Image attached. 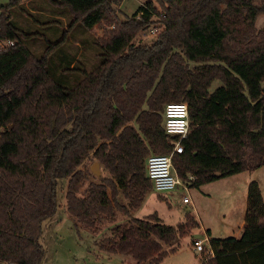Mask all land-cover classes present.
I'll list each match as a JSON object with an SVG mask.
<instances>
[{
  "label": "trees",
  "instance_id": "16d2710c",
  "mask_svg": "<svg viewBox=\"0 0 264 264\" xmlns=\"http://www.w3.org/2000/svg\"><path fill=\"white\" fill-rule=\"evenodd\" d=\"M113 1L48 0L68 12V28L102 29L94 42L100 62L70 88L47 69L62 39L36 56L26 44L35 32L12 20L14 9L43 16V8L0 5V42H13L0 48V264H41V226L56 212L60 179L68 217L98 252L136 264L174 253L199 226L192 214L176 226L155 213L132 216L153 189L147 158L172 151L163 126L168 102L188 105L190 133L172 156L182 182L200 187L264 167V26L255 27L264 0H151L124 20ZM155 23L150 44L134 42ZM90 161L108 176L94 181ZM207 243L213 256L204 253L200 264H264L258 183L247 186L240 237Z\"/></svg>",
  "mask_w": 264,
  "mask_h": 264
},
{
  "label": "rangeland",
  "instance_id": "374dc122",
  "mask_svg": "<svg viewBox=\"0 0 264 264\" xmlns=\"http://www.w3.org/2000/svg\"><path fill=\"white\" fill-rule=\"evenodd\" d=\"M24 1L22 0L23 5H25ZM147 1L151 0L113 1V7L118 18L124 20ZM152 1L156 2V0ZM6 2L7 0H0V5ZM27 5L35 8L39 6L43 8L41 9L42 12L59 18L32 16L26 12L17 11L18 9L11 11L12 20L17 25L27 26L29 32H35L34 36L26 41V44L36 56L43 54L48 43L62 39L49 53L47 69L52 77L63 86L67 88L74 86L81 79L83 71L92 69L100 62L99 50L94 42L102 33V29L99 26L87 29L80 23L68 28L71 19L68 12L65 9L56 12L48 0H31ZM36 9L37 11L40 10ZM263 26L264 14H261L255 21V27L260 29ZM154 37L155 33L150 34L146 29L138 33L134 42L150 44ZM1 43L4 44L5 42ZM69 62H73V66H69ZM220 85V80H214L210 90L212 91ZM93 163L95 162H88L86 167L90 170ZM99 170L100 176L93 178L96 182L108 176L100 165ZM229 180L224 183L212 182L200 187H188L185 194L190 200V204L187 205L181 202L183 195L181 191L179 194L171 195L151 191L145 197L140 208L132 214L134 218L143 219L155 213L162 223L176 226L183 222L185 213H190L195 217L198 224L202 222L209 231L208 235L198 227L191 230L189 235L179 240L177 250L167 255L160 264H197L202 253L193 250V239H202L206 235H208V239L220 238V236L227 238L236 234L239 222L245 214L246 189L249 182L258 183L264 204V167L252 172L240 173ZM66 182V179L57 181L56 212L41 226L39 242L44 251L41 264H134L132 259L126 257L116 256L111 261H107L93 255L88 248L92 244L93 236L84 230L77 231L65 211ZM119 200L125 202L122 197H119ZM222 229L227 230V233L224 234ZM204 244L207 245L208 243Z\"/></svg>",
  "mask_w": 264,
  "mask_h": 264
},
{
  "label": "built area",
  "instance_id": "2783aa9c",
  "mask_svg": "<svg viewBox=\"0 0 264 264\" xmlns=\"http://www.w3.org/2000/svg\"><path fill=\"white\" fill-rule=\"evenodd\" d=\"M110 27H113L112 25ZM160 28L159 23L151 25L147 30L150 34L156 33ZM12 41L0 42V48L3 45H11ZM163 126L168 140L172 143V151L167 155H150L145 163V170L148 179L152 182L153 190L156 193H171L178 189L181 190V202L184 205L190 204L187 189L189 183H184L178 177L172 164L173 154L182 153L183 147L181 141L190 133L188 105L185 102H168L163 109ZM189 180H194L191 176ZM207 239H198L193 241V248L196 252L206 253L212 257L213 252L204 249V243ZM208 241V240H207Z\"/></svg>",
  "mask_w": 264,
  "mask_h": 264
},
{
  "label": "crops",
  "instance_id": "0c3cea01",
  "mask_svg": "<svg viewBox=\"0 0 264 264\" xmlns=\"http://www.w3.org/2000/svg\"><path fill=\"white\" fill-rule=\"evenodd\" d=\"M31 0H25L24 1V4L26 5V6H28L27 4H29V2H30ZM51 6H52V8H55V6L54 5H52L51 4ZM34 9V7H29L28 6V9H30L31 11H33V9ZM37 8V7H36ZM35 8V11L37 10ZM42 14H43V16L44 15H47L46 13H44V12H41ZM145 173H146V170H145ZM238 175V174H237ZM147 176V175H146ZM235 175H233V176H230V177H227V178H223V179H220V180H218V181H215V182H221V183H224L225 181H228L229 179H231L232 177H234ZM230 181V180H229ZM250 183V182H249ZM248 183V184H249ZM248 186V185H247ZM189 187H190V184H189ZM152 191H154L153 189H152ZM180 189H178V190H176V191H174V192H171V193H169V195H171V194H175V193H177V194H179L180 193ZM246 194H247V189H246ZM261 200H262V196H261ZM262 202H263V200H262ZM138 210V209H137ZM136 212V211H135ZM133 214V213H132ZM244 216H245V214H244ZM184 219V218H183ZM243 225H244V217L240 220V222H239V226L237 227V233L236 234H234V235H232V237H235V238H239L240 237V235H241V233H242V230H243ZM198 228H201L204 232H206V228H205V226L202 224V222L201 223H199V226H198ZM222 231H223V233L224 234H226L227 233V230H223L222 229ZM210 234H211V237H212V233L210 232ZM220 238L221 239H223L224 237H222V236H220ZM202 239H207L208 240V235H206V237H204V238H202ZM194 240H198V239H193L192 240V248H193V241ZM207 240H206V242L205 243H207ZM204 246H205V244H204ZM88 248L90 249V251L93 253V255L96 257V258H99V259H101V260H107V261H111L114 257H116V256H108V255H106V254H104V253H100V252H98L94 247H93V241H92V244H90L89 246H88ZM193 250H194V248H193ZM96 251V252H95ZM195 251V250H194ZM199 253H202V252H199ZM204 253H202V255H203ZM121 258H125V257H122V256H120ZM124 262H125V260H124ZM200 262H201V258H200V260H199V262L197 263V264H200ZM135 264V263H134Z\"/></svg>",
  "mask_w": 264,
  "mask_h": 264
},
{
  "label": "water",
  "instance_id": "95a60500",
  "mask_svg": "<svg viewBox=\"0 0 264 264\" xmlns=\"http://www.w3.org/2000/svg\"><path fill=\"white\" fill-rule=\"evenodd\" d=\"M90 172L95 175L96 177L100 176V170H99V164L98 163H93L90 167Z\"/></svg>",
  "mask_w": 264,
  "mask_h": 264
}]
</instances>
